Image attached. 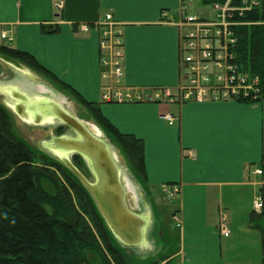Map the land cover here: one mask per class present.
<instances>
[{"label":"crops","instance_id":"obj_1","mask_svg":"<svg viewBox=\"0 0 264 264\" xmlns=\"http://www.w3.org/2000/svg\"><path fill=\"white\" fill-rule=\"evenodd\" d=\"M185 7L186 0H0V30L9 36L0 46L29 53L59 83L97 104L120 133L143 141L149 206L142 205L144 213L134 211L149 221L163 219L164 194L181 189L173 209L181 223L174 256L189 264H264V209H254L255 198L264 199V101L158 104L103 98L110 81L102 78L99 57L105 16L123 33L126 90L176 89L184 76L180 31L162 22L161 13L177 16ZM82 25L90 31L82 32ZM3 84L0 94L10 102L4 105L23 123L65 124L61 116L73 117L61 101L49 98L40 101L48 120L43 111L29 117V99L19 86ZM165 115L174 117L172 125ZM91 131L99 135L97 127ZM150 231L155 247L158 235Z\"/></svg>","mask_w":264,"mask_h":264},{"label":"trees","instance_id":"obj_2","mask_svg":"<svg viewBox=\"0 0 264 264\" xmlns=\"http://www.w3.org/2000/svg\"><path fill=\"white\" fill-rule=\"evenodd\" d=\"M216 1L225 0H208ZM231 6L249 8L236 15L244 26L238 28L234 52L243 71L260 77L264 90V0H232ZM0 54L57 81L27 52L0 46ZM60 84L116 138L133 170L145 178L143 141L120 133L97 104ZM10 120L9 112L0 105V264H128L103 233L97 216L104 219L85 186L71 171L72 176L63 171L60 178L52 175L50 168L55 164L18 139ZM39 160L42 165L37 166ZM43 182H50L53 189Z\"/></svg>","mask_w":264,"mask_h":264},{"label":"built area","instance_id":"obj_3","mask_svg":"<svg viewBox=\"0 0 264 264\" xmlns=\"http://www.w3.org/2000/svg\"><path fill=\"white\" fill-rule=\"evenodd\" d=\"M246 1V0H245ZM228 0L224 8L219 9L217 21L202 20L192 15L179 13L174 17L163 12L162 22L177 27L180 31L179 52L183 80L176 89L151 88L126 90L124 86L123 35L119 24L111 15H106V27L100 34V66L102 78L108 79L106 101L116 102H217L244 101L259 102L264 99V90L259 76H253L238 64L235 47L238 42V28L244 26L236 19L249 8H236ZM245 3V2H244ZM62 6V5H60ZM88 25H82L81 31L87 33ZM1 39H9L6 33L0 32ZM165 118L172 125L174 118ZM261 174L262 171H258ZM180 193L178 187L169 192L170 198ZM256 210L263 209V199L259 196L254 204ZM224 236L227 228L221 225Z\"/></svg>","mask_w":264,"mask_h":264},{"label":"rangeland","instance_id":"obj_4","mask_svg":"<svg viewBox=\"0 0 264 264\" xmlns=\"http://www.w3.org/2000/svg\"><path fill=\"white\" fill-rule=\"evenodd\" d=\"M227 2L228 0H225L224 2H208V0H186L185 13L194 15L199 19L217 21V13L220 11L219 9L224 8ZM214 10H216V12ZM24 67L25 74L20 75L19 71L0 61V85L3 86V83L6 82L11 85L19 86V94L24 95L30 101L33 100L40 102L41 100H43L42 98L61 101L63 104V108H65L73 117H76L79 121L85 124V126L89 130L90 127H97L99 129V139L107 144V146L111 150V153L117 157L118 165L120 166L122 171H124L126 181H123V184H125L128 188L126 200L129 208H131L132 210H141L142 213H144L143 209L141 208L142 205L149 206V202L145 198L143 190L144 178L133 170L128 160V155L125 149L119 144L116 138H114V136L95 118L94 114L87 107H85L75 95L65 90L58 81L44 73H40L37 70L28 67L27 65H24ZM27 71L28 75L26 74ZM2 74L5 76V80L3 79ZM33 75H38L40 79L38 78L39 80H36L32 77L30 78V76ZM4 101L5 103H10L8 98L0 94V105L4 106V109L9 112L11 119L10 126L16 137L18 139H21L29 148L34 151L36 155L45 156L50 162L55 164L54 168H50L52 175L60 178L62 175L61 171H63L65 174L72 176L70 170H68V167L48 149L47 145L51 143L56 137H75L74 131L67 125L59 123L57 121L53 125L51 123H43L41 125H34L33 122L28 124H26L25 122L23 123V121L20 120V117L18 118L16 113L14 115V113H12V111L4 105ZM12 105H14V103H12ZM31 106L34 107V103H32ZM39 107H42V105L40 104ZM38 111H40L38 108L30 109V111L28 112L29 117H31L32 115H36ZM21 112L22 111H20V113ZM91 133L94 134L93 131H91ZM70 159L86 178L90 179L92 182L94 181V177L90 171V166L82 157L70 156ZM41 163V160L37 161V166L42 165ZM43 184L46 188H49L50 190L53 189L50 182H43ZM164 195L165 196H163L164 199L162 201L163 219H150V221L148 220L150 223L146 231L147 246L143 249H138L136 247H124L117 239L115 241L110 236L104 221L97 213L99 215L97 216L98 219L103 223V233L109 240V243L113 248L118 249L122 252L128 264H181V259L174 256V253L176 252L175 233L180 232V228L178 227V220L176 219L175 215H173V213L175 212L173 209L176 208L177 202L175 198H170L168 194ZM154 221L161 222L163 229L166 232L164 231L162 233V226H156ZM163 221L166 222V224H164ZM152 229L156 230L154 231V234L158 235V237L156 236L155 239V247L152 244L154 237L153 235L151 236L150 233V230ZM94 231L95 234L99 237V241L103 243L104 241H102V238L99 236V232L96 229H94ZM182 264L189 263L182 262Z\"/></svg>","mask_w":264,"mask_h":264},{"label":"water","instance_id":"obj_5","mask_svg":"<svg viewBox=\"0 0 264 264\" xmlns=\"http://www.w3.org/2000/svg\"><path fill=\"white\" fill-rule=\"evenodd\" d=\"M0 61L25 72L22 64L9 57L0 55ZM61 117L76 135L73 138L56 137L47 145L48 149L85 186L114 237L124 247L146 248L149 221L129 208L126 200L128 188L123 184L126 177L118 165L117 157L111 153L107 144L99 139V135H92L81 122L66 114ZM74 155L82 156L88 163L94 177L93 182L73 164L70 156Z\"/></svg>","mask_w":264,"mask_h":264},{"label":"bare ground","instance_id":"obj_6","mask_svg":"<svg viewBox=\"0 0 264 264\" xmlns=\"http://www.w3.org/2000/svg\"><path fill=\"white\" fill-rule=\"evenodd\" d=\"M44 90V89H43ZM32 103H34V107H32L31 106V104ZM27 104H29V108L30 109H32V108H34V109H39L40 111H43V112H45V114H46V118H47V120H48V117L50 116V113L49 112H47L43 107H39V105H40V102L39 101H33V100H29V101H27ZM136 198V197H135Z\"/></svg>","mask_w":264,"mask_h":264}]
</instances>
